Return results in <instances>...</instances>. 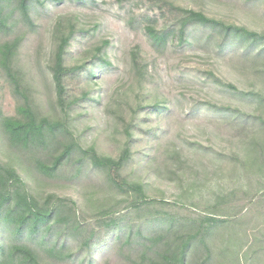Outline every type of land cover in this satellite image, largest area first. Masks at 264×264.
Instances as JSON below:
<instances>
[{
	"label": "trees",
	"instance_id": "16d2710c",
	"mask_svg": "<svg viewBox=\"0 0 264 264\" xmlns=\"http://www.w3.org/2000/svg\"><path fill=\"white\" fill-rule=\"evenodd\" d=\"M185 1L190 5L178 0H154L160 16L169 20L160 24L148 15H132L129 25L143 30L161 56L169 49L183 53L202 48L224 63L225 57L264 61V31L229 23L209 14L206 7L211 3L231 5L238 0ZM252 1L256 0H246L251 5ZM64 3L83 8L97 5L96 0H0V81L8 83L16 99L14 115H6L0 108V264H115L118 256L121 260L117 264H214L217 256L221 259L216 263L231 264L236 260L240 263L241 255L248 250L263 251L262 246L256 248V241L258 235L264 239V190L256 184L243 183L225 193H214V199L201 207L203 210L185 212L177 204L153 198L147 185L126 174L141 114L149 110L161 117L173 109L172 101L160 93L142 46H135L130 53V76L138 94L134 99L133 93L127 98L117 97L114 104L109 100L104 105L105 114L109 112L117 119L115 126L124 128L120 154L114 158L99 153L95 145L84 147L77 134V118L72 115L78 108H89L85 103L102 106L104 96L91 88L70 99L67 79L83 74L87 85L99 86L104 73L115 64L109 50L111 42L99 45L84 63L68 64L72 47L81 35L89 33L78 22L53 10ZM52 16L56 19L50 32V50L43 53L39 39L34 44L39 58L33 57L26 49L41 30L43 20ZM41 61L51 77L61 118L43 113L33 93L31 69ZM258 75L259 83H264V68ZM205 79L220 83L214 72ZM261 84L262 91L252 93L258 105H264ZM178 101L177 106L181 99ZM202 108L224 112L227 118L220 125L234 129L232 135H239L237 141L247 156H236V165L244 170L248 165L256 166L263 172L264 111L246 112L207 99H193L192 105L181 110L189 115ZM118 109L128 111L130 116L125 117ZM254 124H260L259 128L249 132L248 126ZM237 128L247 129L248 133L240 134ZM158 153L157 156H178L173 148H158ZM71 167L74 172L69 175ZM89 177L118 193L122 197L120 205L86 216L72 196L52 191L39 193L50 185L62 191L79 190L80 183ZM121 205H126L125 210L119 208ZM255 218L260 221L254 224ZM221 235L223 247L219 251L215 242ZM105 251L111 255L99 261Z\"/></svg>",
	"mask_w": 264,
	"mask_h": 264
},
{
	"label": "rangeland",
	"instance_id": "374dc122",
	"mask_svg": "<svg viewBox=\"0 0 264 264\" xmlns=\"http://www.w3.org/2000/svg\"><path fill=\"white\" fill-rule=\"evenodd\" d=\"M178 1L190 5L185 0ZM153 2L154 0H96L97 5L94 7L88 4L83 8L64 3L53 9L59 15L66 16L67 20L78 22L80 28L89 33V35H81L70 50V60L68 59L70 66L84 63L99 45L103 42H111L109 50H112L115 67L104 73L99 86L94 83L87 85L86 76L83 74L70 76L67 79L70 99L80 97L84 90L91 88L103 93L104 96L102 106L93 107L90 103H85L89 108H78L72 115L77 118L79 131L77 134L82 144H85L84 147L95 145L99 153L114 158L120 154L125 141L124 128L121 125L115 126L117 119L109 112L105 114L104 105H108L106 103L109 100V104H114L117 97L127 98L133 93L131 98L134 99L138 94V87L131 81L130 76V53L135 46L140 45L144 49L150 69L154 72L155 82L159 83L160 93L172 101L173 109L161 117L149 110L141 114L135 128L133 158L126 169V174L147 185L148 194L153 198L162 200L168 205L177 204L185 212L203 210L201 207L207 200L214 199V193H225L233 186H240L243 183L256 184L257 188L264 190V171L261 172L256 166L248 165V169L244 170L236 165L237 160L234 158L236 156L242 158L247 154L237 141L240 140L239 135H232L234 129L229 130L220 125V121L227 118L224 112L202 108L185 115L181 110L192 105L193 99H207L223 106L232 105L246 112L264 111V105H258L260 103L252 97V93L262 91L258 72L264 68V61H245L225 57L226 63L218 60L219 63L213 58V53L205 52L202 48L190 49L183 53L169 49L165 55H158L143 30L129 25V18L132 15L136 17L148 15L154 22L166 23L169 18L160 16ZM206 7L209 9V14L229 23L245 24L264 31V0H256L252 5L246 0H238L231 5L219 6L211 3ZM55 19L56 17L52 16L43 20L41 30L34 34V41L26 49L31 56L38 57L34 44L36 45L39 39L42 41L40 44L43 53H48L50 50V32ZM233 61L236 64H231ZM35 63L37 66L31 69L30 82L33 93L43 113L61 118L63 115L55 106L52 80L46 71L45 63L42 61ZM210 72L215 73L220 83L205 81ZM229 85H233L235 89H231ZM261 85L264 87V83ZM178 99H181L178 105L180 108L176 104L179 102ZM0 108L8 116L15 114L16 99L8 83L3 80L0 81ZM118 110L125 117L130 116L128 111ZM212 122L217 123L212 125ZM259 125H249L248 131L250 132L253 127L259 128ZM237 131L240 134L245 131L248 133L247 129L244 131L243 128H237ZM158 148L162 151L177 149L178 156H157ZM73 172L74 167H71L69 175ZM80 185L79 190L67 188L64 191L50 185L44 187V190L40 189L39 193L52 191L72 196L82 205L86 216L120 205L118 203L122 197L106 187L99 179L89 177ZM125 206L121 205L119 208L125 210ZM259 221L260 219L255 218L253 223ZM138 223L140 222H136ZM141 223L146 226L143 221ZM247 227L249 228L250 225ZM222 238L221 235L215 242L219 251L223 247ZM262 238L258 235L256 248L262 246L263 251L255 253L253 250H248L241 255L240 263L236 260L231 264H264ZM98 249L100 251L102 247L98 246ZM109 255H111L110 251H105L98 260L102 261ZM220 259L218 256L213 259L214 264H221V262L216 263ZM120 260L121 256H118L114 259V263L117 264Z\"/></svg>",
	"mask_w": 264,
	"mask_h": 264
}]
</instances>
